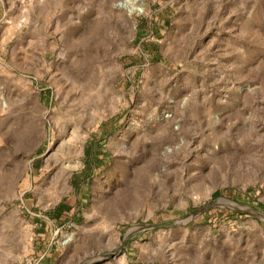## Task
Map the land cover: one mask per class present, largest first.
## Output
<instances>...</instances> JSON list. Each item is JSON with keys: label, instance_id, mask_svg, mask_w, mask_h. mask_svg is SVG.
<instances>
[{"label": "rangeland", "instance_id": "374dc122", "mask_svg": "<svg viewBox=\"0 0 264 264\" xmlns=\"http://www.w3.org/2000/svg\"><path fill=\"white\" fill-rule=\"evenodd\" d=\"M117 1L0 0V264H264V0Z\"/></svg>", "mask_w": 264, "mask_h": 264}, {"label": "built area", "instance_id": "2783aa9c", "mask_svg": "<svg viewBox=\"0 0 264 264\" xmlns=\"http://www.w3.org/2000/svg\"><path fill=\"white\" fill-rule=\"evenodd\" d=\"M116 6L133 20V27L138 29L140 18L146 14L145 0H118ZM162 116L167 119H173L174 113L169 110H163ZM175 128H179L178 125H175ZM172 151L173 147L168 146L165 148V152L168 154Z\"/></svg>", "mask_w": 264, "mask_h": 264}]
</instances>
